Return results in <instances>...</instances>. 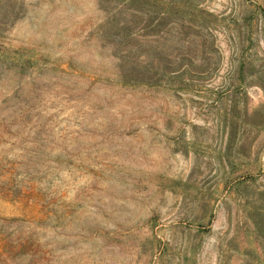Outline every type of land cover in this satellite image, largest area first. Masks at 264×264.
<instances>
[{
  "label": "rangeland",
  "instance_id": "374dc122",
  "mask_svg": "<svg viewBox=\"0 0 264 264\" xmlns=\"http://www.w3.org/2000/svg\"><path fill=\"white\" fill-rule=\"evenodd\" d=\"M0 264H264V0H0Z\"/></svg>",
  "mask_w": 264,
  "mask_h": 264
}]
</instances>
